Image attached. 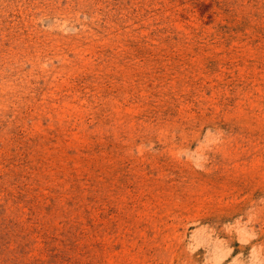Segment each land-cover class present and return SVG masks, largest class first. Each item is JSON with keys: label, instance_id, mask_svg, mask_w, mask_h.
<instances>
[{"label": "rangeland", "instance_id": "rangeland-1", "mask_svg": "<svg viewBox=\"0 0 264 264\" xmlns=\"http://www.w3.org/2000/svg\"><path fill=\"white\" fill-rule=\"evenodd\" d=\"M0 264H264V0H0Z\"/></svg>", "mask_w": 264, "mask_h": 264}]
</instances>
